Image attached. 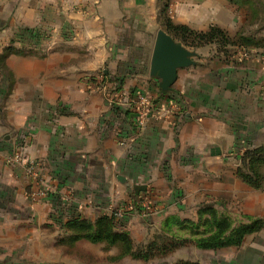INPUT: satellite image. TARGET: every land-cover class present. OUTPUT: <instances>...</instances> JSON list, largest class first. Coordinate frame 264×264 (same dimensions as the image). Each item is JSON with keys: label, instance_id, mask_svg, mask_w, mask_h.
Instances as JSON below:
<instances>
[{"label": "crops", "instance_id": "0c3cea01", "mask_svg": "<svg viewBox=\"0 0 264 264\" xmlns=\"http://www.w3.org/2000/svg\"><path fill=\"white\" fill-rule=\"evenodd\" d=\"M160 7V0H0V26L51 30L39 52H4L10 40L0 37V264H150L178 249L145 260L117 244L70 239L69 220L93 222L126 205L116 229L134 248L161 233L167 217L196 221L205 205L242 221L264 219V183L257 189L237 175L243 151L264 145V55L227 57L209 44L162 96L149 73L164 30ZM167 16L196 31L242 23L230 0H171ZM98 72L122 79L116 111L88 86L86 76ZM137 89L172 112L138 125ZM14 151L36 162L37 178L24 163L7 162ZM142 195L148 214L136 204ZM171 231L194 245L188 229ZM218 252L214 264H264V227Z\"/></svg>", "mask_w": 264, "mask_h": 264}, {"label": "trees", "instance_id": "16d2710c", "mask_svg": "<svg viewBox=\"0 0 264 264\" xmlns=\"http://www.w3.org/2000/svg\"><path fill=\"white\" fill-rule=\"evenodd\" d=\"M160 2L159 16L164 30L183 45L203 46L215 44L217 51L227 57H231L228 47H234L235 53L239 50L249 49L245 45L231 41L225 30L217 25H210L205 31H196L184 24L173 23L167 16V9L171 0H160ZM117 79L122 84V79L120 77H117ZM166 93L168 91H160L162 96ZM118 109L113 107L114 111ZM262 165H264V145L247 148L240 156L237 175L252 187L263 189L264 175L260 170ZM246 218V221H240L233 225L230 217L225 215L224 212L211 206H203L198 210L196 221L190 219L180 220L176 216L167 217L165 227H163L161 233L155 234L152 240L135 248L128 232L116 229L119 221H116L112 215L104 214L93 222L77 218L71 219L66 223V226L74 230V234L70 237L71 240L84 238L93 242H106L109 245L117 244L121 247V254H129L132 257L147 260L157 254H167L189 241V238L176 237L171 231V225L188 229L191 235L194 236V244L202 249L239 246L246 235L257 232L264 226L262 218L249 216ZM171 264L199 263L191 260H177Z\"/></svg>", "mask_w": 264, "mask_h": 264}, {"label": "rangeland", "instance_id": "374dc122", "mask_svg": "<svg viewBox=\"0 0 264 264\" xmlns=\"http://www.w3.org/2000/svg\"><path fill=\"white\" fill-rule=\"evenodd\" d=\"M231 2L236 5L237 9L241 10L242 23H239L236 29H224L227 33V36L231 41H234V43L237 42L238 44L240 43L247 46L249 48L248 50L246 49L247 56L255 53L264 55V0H232ZM12 16L13 14H10V16L5 19L4 22L9 24L10 17ZM49 31L51 30L31 28H4L2 25L0 26V37L8 38L10 40V42L8 41L6 44H4L2 49L4 52L12 50L13 53L39 52L41 51L43 41H45L46 37H49L50 35ZM203 46L194 45L187 47L194 51L210 52L209 47L211 46L209 44H207V47H205V45ZM228 48L229 52H231V56L234 55V47ZM205 206H211L217 210L216 206ZM200 208L202 207H198V209L195 211V214H192L193 217L197 216L198 218V210ZM224 214L230 217L233 225L242 221L238 217H235V219L232 218V215L230 213L227 214V212H224ZM223 248L228 247L217 249H202L197 247L195 244L193 245L191 242H189L187 245L183 243L178 246V249H176V251L168 254L167 256L155 258L153 261H151L150 264H169L177 260H191L194 262H198L199 264H214L213 261L219 260L220 258L218 250Z\"/></svg>", "mask_w": 264, "mask_h": 264}, {"label": "built area", "instance_id": "2783aa9c", "mask_svg": "<svg viewBox=\"0 0 264 264\" xmlns=\"http://www.w3.org/2000/svg\"><path fill=\"white\" fill-rule=\"evenodd\" d=\"M237 52H239L240 57H247L246 50H239ZM86 77L88 86L91 89L99 91L102 94L105 103L109 107L112 108L119 106L121 101V84L117 77L109 78L105 76L103 72H98L97 74H89ZM131 102L134 105L137 124L140 126L143 125L148 118L158 119L161 117V114L163 115L172 112L173 110L171 107L162 103L160 105H157V100H152L145 91L140 89L134 90L131 93ZM7 162L24 163L27 174L33 178L38 177L36 162H29L19 151H14L9 156H7ZM136 204L141 207L143 214H148L152 210L149 200L144 195L137 198ZM131 207V205H126L117 208L108 215H112L116 221H119L125 217L127 211L131 209Z\"/></svg>", "mask_w": 264, "mask_h": 264}, {"label": "water", "instance_id": "95a60500", "mask_svg": "<svg viewBox=\"0 0 264 264\" xmlns=\"http://www.w3.org/2000/svg\"><path fill=\"white\" fill-rule=\"evenodd\" d=\"M195 56L194 50L186 48L166 31L159 29L156 32L149 73L159 80L162 92L169 91L177 78L178 69L193 65ZM118 179L123 180L120 176Z\"/></svg>", "mask_w": 264, "mask_h": 264}]
</instances>
